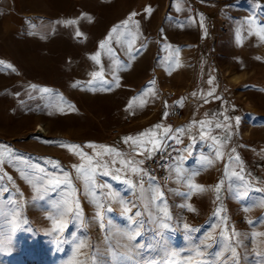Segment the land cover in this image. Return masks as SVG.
<instances>
[{
    "label": "rangeland",
    "instance_id": "obj_1",
    "mask_svg": "<svg viewBox=\"0 0 264 264\" xmlns=\"http://www.w3.org/2000/svg\"><path fill=\"white\" fill-rule=\"evenodd\" d=\"M93 261L264 264V0H0V264Z\"/></svg>",
    "mask_w": 264,
    "mask_h": 264
},
{
    "label": "built area",
    "instance_id": "obj_2",
    "mask_svg": "<svg viewBox=\"0 0 264 264\" xmlns=\"http://www.w3.org/2000/svg\"><path fill=\"white\" fill-rule=\"evenodd\" d=\"M161 97L172 103L167 110L170 132L158 152L145 161L144 173L140 181L143 183L154 182L166 187L172 182V169L183 159L184 148L188 143L186 136L181 132V128L188 120L187 112L185 106L178 103L177 100L182 97L183 102H188L189 96L186 91L180 94L175 90L168 89L162 92Z\"/></svg>",
    "mask_w": 264,
    "mask_h": 264
},
{
    "label": "snow or ice",
    "instance_id": "obj_3",
    "mask_svg": "<svg viewBox=\"0 0 264 264\" xmlns=\"http://www.w3.org/2000/svg\"><path fill=\"white\" fill-rule=\"evenodd\" d=\"M133 15H135V14H133ZM125 23H127V21H125ZM113 31H115V29H113ZM95 58V57H94ZM9 67H11L10 65H9ZM35 87V86H34ZM44 91H47V89H45ZM157 127H159V126H157ZM143 135V134H142ZM127 140H132L133 138H131V137H128V138H126ZM156 145L154 144V147H155ZM72 147H76V146H72ZM128 163H131V162H128ZM133 171L135 172L136 171V169L135 168H133ZM85 179H90V177H85ZM49 183L51 184V183H56V184H59L60 183V181L59 180H55V181H49ZM200 190H203L202 188L200 189ZM157 194L159 195V190H157ZM40 199H43V197L41 196L40 197ZM72 209L71 208H69L68 209V211L70 212ZM78 214V213H77ZM57 223L61 226V227H63V221L62 220H60V221H57ZM164 227H167V225H164ZM131 239H133V237H129V240H131ZM129 251H131V249H129ZM237 254H236V252H235V249H233V257H235ZM93 264H96V262L95 261H93Z\"/></svg>",
    "mask_w": 264,
    "mask_h": 264
},
{
    "label": "bare ground",
    "instance_id": "obj_4",
    "mask_svg": "<svg viewBox=\"0 0 264 264\" xmlns=\"http://www.w3.org/2000/svg\"><path fill=\"white\" fill-rule=\"evenodd\" d=\"M235 80H238L240 77L239 76H234ZM36 130L39 132L43 131V132H46V128L43 126V125H39Z\"/></svg>",
    "mask_w": 264,
    "mask_h": 264
},
{
    "label": "trees",
    "instance_id": "obj_5",
    "mask_svg": "<svg viewBox=\"0 0 264 264\" xmlns=\"http://www.w3.org/2000/svg\"><path fill=\"white\" fill-rule=\"evenodd\" d=\"M167 128H169V124H168V122H167ZM141 176H142V175H140L138 178L140 179Z\"/></svg>",
    "mask_w": 264,
    "mask_h": 264
},
{
    "label": "crops",
    "instance_id": "obj_6",
    "mask_svg": "<svg viewBox=\"0 0 264 264\" xmlns=\"http://www.w3.org/2000/svg\"><path fill=\"white\" fill-rule=\"evenodd\" d=\"M160 97H161V95H160ZM199 102V101H198ZM173 171V170H172ZM172 175H173V173H172Z\"/></svg>",
    "mask_w": 264,
    "mask_h": 264
}]
</instances>
